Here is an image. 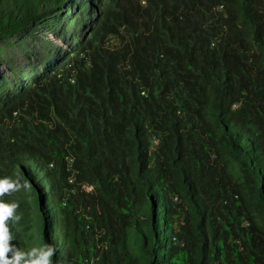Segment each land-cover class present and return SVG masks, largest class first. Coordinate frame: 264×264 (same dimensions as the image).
Here are the masks:
<instances>
[{
	"label": "trees",
	"instance_id": "16d2710c",
	"mask_svg": "<svg viewBox=\"0 0 264 264\" xmlns=\"http://www.w3.org/2000/svg\"><path fill=\"white\" fill-rule=\"evenodd\" d=\"M30 27L68 48L1 83L0 264H264V0H0Z\"/></svg>",
	"mask_w": 264,
	"mask_h": 264
},
{
	"label": "rangeland",
	"instance_id": "374dc122",
	"mask_svg": "<svg viewBox=\"0 0 264 264\" xmlns=\"http://www.w3.org/2000/svg\"><path fill=\"white\" fill-rule=\"evenodd\" d=\"M67 48L60 30L30 27L14 36L0 38V90L3 78L16 75L32 78L43 73L47 65ZM12 192L15 196L27 197L23 192L24 195L16 190Z\"/></svg>",
	"mask_w": 264,
	"mask_h": 264
},
{
	"label": "water",
	"instance_id": "95a60500",
	"mask_svg": "<svg viewBox=\"0 0 264 264\" xmlns=\"http://www.w3.org/2000/svg\"><path fill=\"white\" fill-rule=\"evenodd\" d=\"M28 180V183L30 185V187L35 191L36 193V197H37V203H38V207H39V213L41 214V211H40V205H41V198H40V192L38 190V188L32 183V181L27 178Z\"/></svg>",
	"mask_w": 264,
	"mask_h": 264
}]
</instances>
